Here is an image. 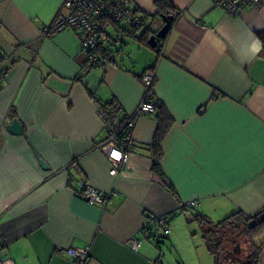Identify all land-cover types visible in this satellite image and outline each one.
Here are the masks:
<instances>
[{
    "label": "crops",
    "instance_id": "0c3cea01",
    "mask_svg": "<svg viewBox=\"0 0 264 264\" xmlns=\"http://www.w3.org/2000/svg\"><path fill=\"white\" fill-rule=\"evenodd\" d=\"M62 1L0 0V257L77 264L65 250L89 245L85 264H213L194 217L215 223L264 206V0L235 16L213 0H169L176 15L161 53L138 39L163 24L154 0H125L145 15L143 31L89 71L79 33L41 35ZM151 67L154 96L173 120L161 143L164 178L152 170L153 114L136 118L114 177L97 104L113 100L130 115ZM14 118L21 135L5 129ZM81 183L113 194L105 206L88 202L75 194ZM150 214L170 217L176 261L146 238ZM259 256L264 264V248Z\"/></svg>",
    "mask_w": 264,
    "mask_h": 264
},
{
    "label": "built area",
    "instance_id": "2783aa9c",
    "mask_svg": "<svg viewBox=\"0 0 264 264\" xmlns=\"http://www.w3.org/2000/svg\"><path fill=\"white\" fill-rule=\"evenodd\" d=\"M214 5L224 9L226 14L235 16L246 7H259V0H213ZM146 18L143 13H137L128 6L125 0H63L56 14L41 30L44 38H51L59 31L71 29L80 34L82 52L85 57L84 69L104 64L105 60L100 56L101 45L116 47L130 32L142 28ZM111 27L114 35L106 32ZM161 53V40L157 41ZM154 67L147 68L140 79L143 87L142 97L136 109L129 114L123 115L119 111L97 104L98 117L102 120L106 132L105 139L99 144L100 149L106 155L109 163V174L119 176L124 167L133 145V126L137 117L156 112V98L153 93V85L156 80ZM2 74L0 73V83ZM118 154V155H114ZM75 194L91 203L106 205L113 191L101 194L95 188L81 183L74 190ZM198 204L195 200L184 202V206L193 209ZM155 222V226L162 229L164 235L169 233L168 215H149ZM143 238L132 240V245L138 247ZM91 247H70L65 252L72 257L77 264H85L90 256ZM0 264H14L10 258L0 257Z\"/></svg>",
    "mask_w": 264,
    "mask_h": 264
},
{
    "label": "trees",
    "instance_id": "16d2710c",
    "mask_svg": "<svg viewBox=\"0 0 264 264\" xmlns=\"http://www.w3.org/2000/svg\"><path fill=\"white\" fill-rule=\"evenodd\" d=\"M154 6L157 8L158 14H172L175 18L176 14L171 12L173 6L169 0H154ZM144 32L139 35L138 39H143L146 44L150 34L147 33L146 36ZM134 34L135 32L132 31L128 35L134 36ZM122 42H124V38ZM122 42L119 45H122ZM114 48L101 45L99 52L102 59L110 61V55L117 51ZM155 102L156 112L154 116L156 117L157 125L155 126L156 130L149 151H151L152 155V170L162 179L164 178V173L159 163L162 157L161 143L173 120L167 110L159 102ZM99 103L119 111V106L113 100L105 104ZM194 220L197 222L200 234L205 242L204 246L212 255L213 264H258L259 254L264 248V206L251 215H244L242 212L236 211L215 223L210 221L208 217L206 218L205 215H196ZM151 229V227L144 229L147 234L146 238H153ZM240 238L247 242L246 244L249 247L245 256L242 253L236 254L233 251V247H231L235 243L240 242Z\"/></svg>",
    "mask_w": 264,
    "mask_h": 264
},
{
    "label": "water",
    "instance_id": "95a60500",
    "mask_svg": "<svg viewBox=\"0 0 264 264\" xmlns=\"http://www.w3.org/2000/svg\"><path fill=\"white\" fill-rule=\"evenodd\" d=\"M160 17L163 20V24L160 28L156 29V31H153L152 33L150 32V36L147 39V44L154 48L157 45V41L159 40H163V38H165V36L167 35V33L169 32L170 28L172 27V23L174 20V17L172 14H160ZM5 129L9 132L12 133L14 135H21L23 134L24 131V127L21 124V122L19 120H17V118L11 119V122L5 125ZM38 162L41 166V168L47 170V164L41 159L38 158ZM238 244H236L237 248H234L233 251L235 253L239 252L238 249Z\"/></svg>",
    "mask_w": 264,
    "mask_h": 264
},
{
    "label": "rangeland",
    "instance_id": "374dc122",
    "mask_svg": "<svg viewBox=\"0 0 264 264\" xmlns=\"http://www.w3.org/2000/svg\"><path fill=\"white\" fill-rule=\"evenodd\" d=\"M151 19H150V21H152ZM142 29H144V28L142 27ZM142 29H140L141 32L143 31ZM156 29H158V28H155L154 31H156ZM109 33L111 35H114V32H112V30H110ZM125 40L126 39H124V41ZM121 46L122 45H117L114 49L120 48ZM151 228H152L151 230H152L153 238L158 242L159 247L163 249L161 253L165 254V256H166L165 260L169 259L171 261H176L177 256L174 254L175 252L169 244V239L163 234L162 229L160 227L154 226V225ZM195 229H196V227H195ZM190 230H193V225L190 226ZM246 243L247 242H244V240L242 238H240V242L235 243L234 246L232 245L231 247H233V249L237 248L236 244H238L239 245L238 246V249H239L238 253H242L245 256V254L247 253V250L249 248L248 244H246ZM238 253H236V254H238Z\"/></svg>",
    "mask_w": 264,
    "mask_h": 264
},
{
    "label": "snow or ice",
    "instance_id": "6c2138e0",
    "mask_svg": "<svg viewBox=\"0 0 264 264\" xmlns=\"http://www.w3.org/2000/svg\"><path fill=\"white\" fill-rule=\"evenodd\" d=\"M114 155H118V154H115V153H114Z\"/></svg>",
    "mask_w": 264,
    "mask_h": 264
}]
</instances>
